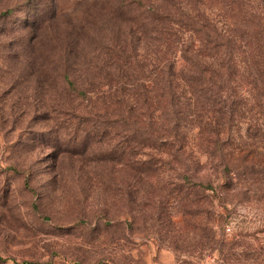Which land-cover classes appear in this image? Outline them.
Masks as SVG:
<instances>
[{
  "label": "rangeland",
  "instance_id": "obj_1",
  "mask_svg": "<svg viewBox=\"0 0 264 264\" xmlns=\"http://www.w3.org/2000/svg\"><path fill=\"white\" fill-rule=\"evenodd\" d=\"M120 2L0 0V264H264L263 201L226 190L176 195L189 184L162 147L127 162L103 153L122 134L90 128V74L117 65L112 40L126 45L128 65L153 57L150 36L126 35ZM63 65L81 94L63 83ZM246 130L233 128L238 147ZM135 161L150 163L148 174Z\"/></svg>",
  "mask_w": 264,
  "mask_h": 264
},
{
  "label": "trees",
  "instance_id": "obj_2",
  "mask_svg": "<svg viewBox=\"0 0 264 264\" xmlns=\"http://www.w3.org/2000/svg\"><path fill=\"white\" fill-rule=\"evenodd\" d=\"M114 10L126 35L150 36L154 48L150 65H128L126 45L112 40L107 54L117 65L90 74V128L122 134L103 153L127 162L141 147H162V161L189 184L186 192L173 189L176 195L226 190L264 202V0H121ZM59 76L82 93L67 65ZM133 82L142 87L131 96L125 88ZM97 105L109 113L100 114ZM77 121L89 124L87 116ZM242 122L247 137L238 147L232 134ZM139 164L148 174L151 164Z\"/></svg>",
  "mask_w": 264,
  "mask_h": 264
}]
</instances>
